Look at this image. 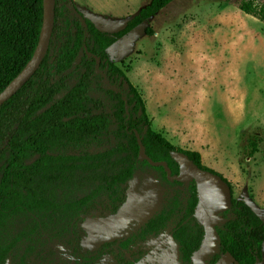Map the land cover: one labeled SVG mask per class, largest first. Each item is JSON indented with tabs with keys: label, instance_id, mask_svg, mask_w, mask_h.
I'll use <instances>...</instances> for the list:
<instances>
[{
	"label": "trees",
	"instance_id": "obj_1",
	"mask_svg": "<svg viewBox=\"0 0 264 264\" xmlns=\"http://www.w3.org/2000/svg\"><path fill=\"white\" fill-rule=\"evenodd\" d=\"M174 1L151 0L108 33L74 0H56L41 66L0 106V264H138L169 238L179 263L193 264L205 237L196 217L197 184L169 181L162 166L141 161L136 133L146 154L166 162L172 175L180 172L173 154L183 153L228 184L232 205L220 214L205 264L227 254L237 264H263L264 220L234 198L232 184L205 166L200 153L154 131L142 94L109 56L113 45ZM239 9L264 24V2L241 0ZM43 15V0H0V93L32 58ZM257 147L251 143L248 157ZM129 192L134 206L126 229L88 239L83 222L115 214Z\"/></svg>",
	"mask_w": 264,
	"mask_h": 264
},
{
	"label": "rangeland",
	"instance_id": "obj_2",
	"mask_svg": "<svg viewBox=\"0 0 264 264\" xmlns=\"http://www.w3.org/2000/svg\"><path fill=\"white\" fill-rule=\"evenodd\" d=\"M150 1L74 3L101 31L113 33ZM240 1L176 0L108 53L139 89L151 120L159 81L169 80L162 87L173 97V107L167 117L154 120L153 129L171 122L186 128L185 138H191L189 131L208 137L211 147L203 164L224 176L234 198L245 200L264 220V24L244 14ZM252 142L258 147L250 158ZM174 248L169 240L157 249L166 255V264H177ZM156 254L140 264H160L153 262ZM229 261L226 256L222 264Z\"/></svg>",
	"mask_w": 264,
	"mask_h": 264
},
{
	"label": "water",
	"instance_id": "obj_3",
	"mask_svg": "<svg viewBox=\"0 0 264 264\" xmlns=\"http://www.w3.org/2000/svg\"><path fill=\"white\" fill-rule=\"evenodd\" d=\"M43 4V25L38 46L24 69L0 93V106L10 100L33 77L48 52L55 23L56 0H43ZM88 56L92 57L93 55L88 53ZM96 60L99 64L100 59L96 58ZM136 136L141 161H147L153 167L162 166L169 181L195 180L199 195L196 217L204 227L205 237L201 247L193 256V264H205L217 244L215 225L221 218L220 214L232 205V195L228 184L219 176L200 169L183 153L173 154L174 159L179 163L180 172L176 176L172 175L166 162L154 161L146 154L140 135L136 133ZM133 206V193L129 192L126 203L115 214L86 219L82 228L87 233L88 239H92L96 235L110 236L120 229H126L128 219L133 212Z\"/></svg>",
	"mask_w": 264,
	"mask_h": 264
},
{
	"label": "crops",
	"instance_id": "obj_4",
	"mask_svg": "<svg viewBox=\"0 0 264 264\" xmlns=\"http://www.w3.org/2000/svg\"><path fill=\"white\" fill-rule=\"evenodd\" d=\"M168 82H169V80H167L166 82H165V80L159 81L158 103H157L158 108L156 110L154 109V111H153L152 126H153L155 119H160L163 116L167 117V115H169L167 113L173 107V97L170 94H168L165 91V89L162 87V84L167 85ZM147 112H148V110H147ZM185 130H186V128H180L178 125H177V127L176 126L174 127L171 122H165L164 124H158L157 123L156 128L154 129L155 132L161 134L172 145L179 147L181 149H184V150L198 152L201 154L202 159H204L205 153L211 147V142H210L209 138L204 137L203 135L198 136L197 134L191 133V131H189V133L191 134V136H190L191 138L188 139V138L184 137L183 132ZM180 133H182V135H180ZM174 256L176 257V262H177L178 261V248H177V246H176V250L174 251ZM226 256H230V255L227 254V255L223 256V258L219 261L218 264H222V262H224L226 260ZM230 258H231V261H229L227 264H237V263H235V261L232 259L231 256H230ZM166 261H167L166 255H164V254L163 255L160 254L159 257H157L156 259L153 260V262H157L160 264L161 263L166 264ZM172 262H174V260H172ZM138 264H140V263H138ZM177 264H179V263L177 262Z\"/></svg>",
	"mask_w": 264,
	"mask_h": 264
},
{
	"label": "flooded vegetation",
	"instance_id": "obj_5",
	"mask_svg": "<svg viewBox=\"0 0 264 264\" xmlns=\"http://www.w3.org/2000/svg\"><path fill=\"white\" fill-rule=\"evenodd\" d=\"M169 240H172V238H169V239L165 240L164 242H162V244H160V245H159L155 250H153L150 254L153 255L155 252H157L156 256L154 255L153 257H156V258L159 257V251H158L157 249H158L159 247L161 248L162 245L165 244V242H167V241H169ZM172 241H174V240H172ZM173 243H175V242H173ZM174 245H175V248L172 250V253H174V251L176 250V244H174ZM167 251H168V250H167ZM150 254H149V255H150ZM175 254H176V253H175ZM149 255H148V256H149ZM148 256H146L145 258H147ZM145 258H144V259H145ZM156 258H154V259H156ZM174 258H176V257L174 256V257H173V260H174ZM144 259H143V260H144ZM143 260H142V261H143ZM142 261H140L139 263H141ZM177 262L179 263V257H178V261H177ZM179 264H180V263H179Z\"/></svg>",
	"mask_w": 264,
	"mask_h": 264
}]
</instances>
